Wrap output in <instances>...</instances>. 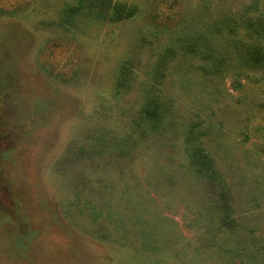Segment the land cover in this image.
<instances>
[{
    "label": "rangeland",
    "instance_id": "obj_1",
    "mask_svg": "<svg viewBox=\"0 0 264 264\" xmlns=\"http://www.w3.org/2000/svg\"><path fill=\"white\" fill-rule=\"evenodd\" d=\"M262 22L264 0H0V264H264Z\"/></svg>",
    "mask_w": 264,
    "mask_h": 264
},
{
    "label": "trees",
    "instance_id": "obj_2",
    "mask_svg": "<svg viewBox=\"0 0 264 264\" xmlns=\"http://www.w3.org/2000/svg\"><path fill=\"white\" fill-rule=\"evenodd\" d=\"M110 9L112 12L111 15L109 16L108 12L110 11ZM110 9L105 13L108 15V20H110L111 22H119L122 21L126 17V15H129L130 17L134 15V12H131V10L127 11L126 8L121 7L119 5L114 6L113 8L111 6ZM259 30L260 32L263 31L264 33V22H262L261 24L254 23L253 31L255 32ZM255 34L260 35L259 32L258 33L255 32ZM255 52L256 53H254L252 57L255 63L256 62L258 63V61L262 62L263 61V54L261 53L262 50L259 48L258 51ZM144 112H145L144 113L145 118L152 125L159 123L160 120L163 118L162 114L158 112V110H155L153 106H150L148 109H145ZM189 156L191 159V165L195 168L197 174L207 179L210 185L213 186L210 196L213 195L215 199V207L219 209V213L221 214L219 216V219L217 218V222L219 223L218 225L221 226V224H223L224 226H228L229 228L235 227L233 225L234 218L232 216V210H234V207L232 206V202H231V194L227 189V187H225V184L221 182L220 178L218 177L217 171H215L214 163L210 159L209 155H207L205 152H202L199 147H196Z\"/></svg>",
    "mask_w": 264,
    "mask_h": 264
}]
</instances>
